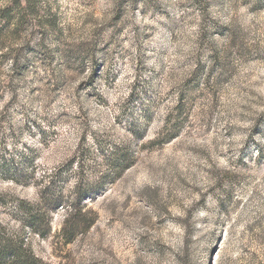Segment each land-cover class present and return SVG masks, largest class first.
Wrapping results in <instances>:
<instances>
[{"label": "rangeland", "instance_id": "rangeland-1", "mask_svg": "<svg viewBox=\"0 0 264 264\" xmlns=\"http://www.w3.org/2000/svg\"><path fill=\"white\" fill-rule=\"evenodd\" d=\"M30 1L0 43V243L264 264V0Z\"/></svg>", "mask_w": 264, "mask_h": 264}, {"label": "trees", "instance_id": "trees-1", "mask_svg": "<svg viewBox=\"0 0 264 264\" xmlns=\"http://www.w3.org/2000/svg\"><path fill=\"white\" fill-rule=\"evenodd\" d=\"M22 0H11L12 7L10 10L3 9L2 12L5 13L2 15L4 20V27L0 28V43L6 44L9 43V47H13L14 45L18 44L23 37V33L26 30L24 24V17L26 10L31 9V1L26 0L25 6H22ZM219 31L220 27H217ZM43 48L41 44L39 50ZM216 56H213V60H215ZM83 214L78 213L80 219L84 216ZM78 219V224L79 220ZM94 219L88 221L87 226H90L93 223ZM82 222V219H81ZM68 223V222H67ZM80 227L79 225H72V231ZM28 252V251H27ZM0 264H39L35 256L32 253H26L19 248L9 244L8 241H3L0 243Z\"/></svg>", "mask_w": 264, "mask_h": 264}]
</instances>
